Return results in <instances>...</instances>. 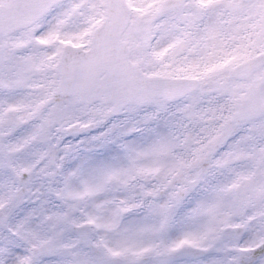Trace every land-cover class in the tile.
<instances>
[{
	"label": "snow or ice",
	"instance_id": "6c2138e0",
	"mask_svg": "<svg viewBox=\"0 0 264 264\" xmlns=\"http://www.w3.org/2000/svg\"><path fill=\"white\" fill-rule=\"evenodd\" d=\"M0 264H264V0H0Z\"/></svg>",
	"mask_w": 264,
	"mask_h": 264
}]
</instances>
